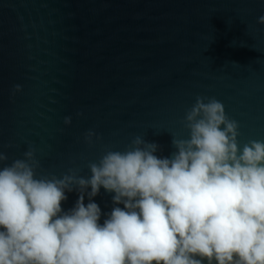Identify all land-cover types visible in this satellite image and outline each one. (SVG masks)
<instances>
[{
  "label": "water",
  "instance_id": "95a60500",
  "mask_svg": "<svg viewBox=\"0 0 264 264\" xmlns=\"http://www.w3.org/2000/svg\"><path fill=\"white\" fill-rule=\"evenodd\" d=\"M261 16L264 0H0V167L33 150L37 178L89 177L137 136L171 157L197 97L223 103L241 149L264 141ZM114 195L92 198L101 224Z\"/></svg>",
  "mask_w": 264,
  "mask_h": 264
},
{
  "label": "clouds",
  "instance_id": "9594fccd",
  "mask_svg": "<svg viewBox=\"0 0 264 264\" xmlns=\"http://www.w3.org/2000/svg\"><path fill=\"white\" fill-rule=\"evenodd\" d=\"M184 122L190 138L173 137L171 157L137 136L90 163L89 177L37 178L33 150L0 167V264H264V141L241 149L239 123L215 98L197 97ZM101 188L124 205L102 224Z\"/></svg>",
  "mask_w": 264,
  "mask_h": 264
}]
</instances>
